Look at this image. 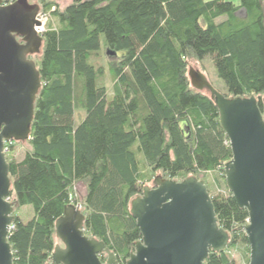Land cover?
<instances>
[{
  "label": "trees",
  "instance_id": "obj_1",
  "mask_svg": "<svg viewBox=\"0 0 264 264\" xmlns=\"http://www.w3.org/2000/svg\"><path fill=\"white\" fill-rule=\"evenodd\" d=\"M38 1L56 26L35 60L42 88L31 139L21 161L9 160L15 212L33 208L28 221L16 214L14 264L50 262L56 222L79 203L77 185L85 187L87 234L125 264L142 238L132 201L157 174L196 177L210 194L218 187L213 203L230 242L204 264H235L233 249L249 264V214L224 172L230 142L216 102L193 88L189 71L211 56L229 90L223 95L255 96L264 117L263 0H72L65 8Z\"/></svg>",
  "mask_w": 264,
  "mask_h": 264
},
{
  "label": "water",
  "instance_id": "obj_2",
  "mask_svg": "<svg viewBox=\"0 0 264 264\" xmlns=\"http://www.w3.org/2000/svg\"><path fill=\"white\" fill-rule=\"evenodd\" d=\"M40 9L38 2L0 0V264H14L9 239L16 219L5 146L31 139L42 88L30 58L40 55L44 44L36 31L42 25ZM189 77L193 88L208 91L217 104L233 152L224 166L227 187L249 214L244 226L249 264H264V117L258 99L225 97L198 68L191 67ZM131 214L142 238L125 264H204L211 252L229 247L230 236L219 225L206 182L196 177L178 182L157 174L153 186L132 201ZM85 221L79 205L66 207L55 225L60 243L48 264H120L103 241L87 234Z\"/></svg>",
  "mask_w": 264,
  "mask_h": 264
},
{
  "label": "rangeland",
  "instance_id": "obj_3",
  "mask_svg": "<svg viewBox=\"0 0 264 264\" xmlns=\"http://www.w3.org/2000/svg\"><path fill=\"white\" fill-rule=\"evenodd\" d=\"M55 1L60 5L61 8H65L67 5H69L72 2V0H55ZM229 1H233L236 5H238L240 2L239 0H229ZM29 2L31 4H35L38 2V4L40 5L38 0H29ZM263 4H264V0H263ZM40 8H41L40 9V16L38 18V21L43 24V29H45L46 32L51 30V29H54L56 26L55 25V19L51 15V12L44 11V9H42L41 5H40ZM239 15L243 16L244 12L241 11L239 13ZM36 31H37V34L39 36H41L40 30L36 29ZM39 57H40V55L38 54V55L31 57V59H33L35 61ZM192 68L195 70H196V68H198V70L200 72L205 74L206 77L208 78L209 82L213 85V87L215 89H217L219 92H221L222 94H227L229 92L225 82L218 76L217 68H216L211 56H206L205 58H203L200 61L193 62ZM110 82H111V79H110V77H108L106 80V83L108 84ZM27 147H28L27 142L20 143V144L16 145L15 150L12 153H11V150H8L9 148H6L5 154H6L8 162L11 158H14L17 161L23 159L24 155H25V150ZM208 180L211 181L212 185L214 184V182L217 185V180L215 179L214 176L210 175L208 177ZM153 182H154V180L152 182L148 183L147 186L152 187ZM212 189H213L212 193L210 194L211 196L218 193V187L213 185ZM75 190H76V198L79 201V203H76L75 205L76 206L79 205V208L82 210V205L80 202H81V200L85 194V187H84V185H77ZM16 214L20 215L24 221H28L33 215V208L31 206L23 207L19 211L15 212V216H16ZM59 243L60 242L57 239V244H59ZM230 255H231L235 264H246L243 251H241L240 249L239 250H235V249L231 250Z\"/></svg>",
  "mask_w": 264,
  "mask_h": 264
},
{
  "label": "built area",
  "instance_id": "obj_4",
  "mask_svg": "<svg viewBox=\"0 0 264 264\" xmlns=\"http://www.w3.org/2000/svg\"><path fill=\"white\" fill-rule=\"evenodd\" d=\"M55 8V7H54ZM53 8V10H55ZM39 16H40V14H39ZM39 18V17H38ZM36 29H39L40 30V33H41V36H43V34L46 32V30L45 29H43V24L40 26V27H36ZM7 145L8 144H6V146H5V149L7 148ZM249 221V220H248ZM248 223V222H247ZM14 229V226H13V228H12V230ZM11 233H12V231H11Z\"/></svg>",
  "mask_w": 264,
  "mask_h": 264
},
{
  "label": "crops",
  "instance_id": "obj_5",
  "mask_svg": "<svg viewBox=\"0 0 264 264\" xmlns=\"http://www.w3.org/2000/svg\"><path fill=\"white\" fill-rule=\"evenodd\" d=\"M22 160V159H21ZM21 160H19V161H21Z\"/></svg>",
  "mask_w": 264,
  "mask_h": 264
},
{
  "label": "flooded vegetation",
  "instance_id": "obj_6",
  "mask_svg": "<svg viewBox=\"0 0 264 264\" xmlns=\"http://www.w3.org/2000/svg\"><path fill=\"white\" fill-rule=\"evenodd\" d=\"M31 57H33V56H31ZM31 57H30V58H31Z\"/></svg>",
  "mask_w": 264,
  "mask_h": 264
}]
</instances>
